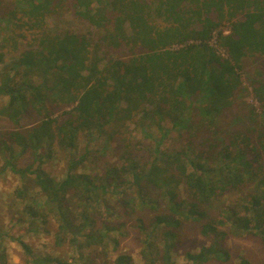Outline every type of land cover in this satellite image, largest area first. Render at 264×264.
Returning <instances> with one entry per match:
<instances>
[{
  "label": "trees",
  "instance_id": "obj_1",
  "mask_svg": "<svg viewBox=\"0 0 264 264\" xmlns=\"http://www.w3.org/2000/svg\"><path fill=\"white\" fill-rule=\"evenodd\" d=\"M66 1L92 33L48 30ZM213 36L226 57L209 44ZM0 65V118L18 129L31 115L39 121L25 133L0 134V175L20 178L21 215L12 220L45 233L54 220V246L72 251L37 257L20 241L33 264H135L119 251L125 216L141 236V264H175L185 222L212 241L184 253L189 264L227 262V235H254L264 249V0H0ZM248 67L256 70L249 77L259 115L248 114L261 120L194 150L198 131L208 141L222 135L219 120L247 92L240 71ZM130 120L150 140L142 154L129 150L120 130ZM173 133L184 137L182 147L170 145ZM112 136L124 142L116 161L79 171L105 155ZM97 142L100 150H90ZM53 145L65 156L60 180L43 168ZM233 191L239 200L210 216ZM5 258L0 241V264ZM236 264L252 263L240 256Z\"/></svg>",
  "mask_w": 264,
  "mask_h": 264
},
{
  "label": "rangeland",
  "instance_id": "obj_2",
  "mask_svg": "<svg viewBox=\"0 0 264 264\" xmlns=\"http://www.w3.org/2000/svg\"><path fill=\"white\" fill-rule=\"evenodd\" d=\"M66 2L67 3L62 6V9L58 10L55 14H50V17L46 22L48 30L53 32L66 30L75 34L92 33L93 29L89 27L85 21L77 19L72 14L70 10V1ZM220 29V31H222L224 34L228 33L227 26L221 27ZM11 30L13 31V29ZM25 41L26 40H24V43ZM209 44L217 50L218 54L224 55H220L221 57H226L225 51L217 44L216 36H213L210 39ZM175 47L181 46L175 45ZM116 55H119V57L122 55V57H127L126 50H119L116 52ZM5 60L9 61V57L6 56ZM1 67L2 65H0V69ZM252 74H256V70L254 71V68L248 67L244 68L243 71H240L242 80L241 86L245 88L247 92L239 91L236 94L237 97L235 99L234 105L225 114H223L222 118L219 120L220 123L218 125L222 130V135L212 136L211 141H208V138H210L211 135L205 131H198L195 138L193 139L194 150H207L208 147H211L210 143L213 146H215L216 143L220 145L221 142H219V139H221V137L227 138L228 136L245 129H252L254 125L257 124V121L259 122L261 120L260 117L250 118L248 114V112L254 108L256 114L259 115V105L251 92L250 79L252 78L249 76ZM1 99L3 100V98ZM55 116H57V114H55ZM38 122V118H36L34 115H31L29 118L20 122L22 123V126L18 129L13 127L4 119L0 118V134L6 133L8 135L10 131L14 130L25 133L28 128L37 125ZM122 124L124 126H122L120 130L122 131L123 136L127 138V142L130 146L129 150L134 153L142 154V147H140V144L144 145V147H147L149 145L148 143H150V140H142L143 134L140 130V127L137 126L136 123L131 122V120L126 123L124 121ZM110 131L111 129H108V132ZM252 136H254V133ZM94 138L95 135L93 136V139ZM88 142V139L85 137L82 138L80 141V147L84 148V145H86ZM99 142L103 145V140L99 139ZM99 142H97V144L95 143V146L90 147V150L96 149V151H99ZM184 142V137L180 138L177 133H173L170 145L172 147H182ZM107 145L109 146V149L105 152L104 156L98 153V155L101 156L100 160L96 159L92 164H88V166L82 168L80 167L79 171L91 173L93 171L100 170V166H97L99 161H110L112 163L115 162L117 159L116 157L123 149L122 147L124 142L120 141L119 138L112 136L111 138L107 139ZM217 148L218 147H215V149ZM52 149V155L43 165V168L52 179L60 180L65 176L67 169L65 156L59 153V149H57L56 145H53ZM93 154L96 153L93 152L92 155ZM24 161H26V159L22 158L20 163L25 165ZM88 162L90 161L88 160ZM19 181V176L10 171H7L4 175H0V229L2 232H4V237L0 238V241H2V246L5 252L6 264H33L30 260L32 256L28 255V253L23 250L20 245V241L24 242L30 247L33 256H54L66 258L72 255V251L68 246H54V233L57 229V224L54 220L50 219L48 221V233H45L39 229L40 227L42 228V225L40 224L36 223V225L32 226L30 230H27L26 223H17L12 220L13 218L17 219L21 215V203L19 204L14 196V191L18 186ZM240 197L241 193L239 191H233L230 194H226L223 198L218 199V201H215L212 206L210 216L217 215L226 202H235L239 200ZM139 213L140 212H137V215H134V217L139 215L142 216V213ZM146 213H148V211L144 212V214ZM121 220L126 223V234L121 236L119 240V251L130 254L135 264H141V236L139 235L138 230L132 226L131 217L125 216ZM211 242V238H206L199 233L198 224L193 222H185L178 232V246L173 253L174 263L189 264L184 258V253L197 251L201 246H208ZM221 246L228 253V261L224 262L212 260L206 262L205 264H236L238 262V257L240 256H244L252 264H264V249L262 243L260 239L254 235H227L221 241ZM119 251L118 253H120ZM115 256L116 255L112 253L109 258L110 261H112Z\"/></svg>",
  "mask_w": 264,
  "mask_h": 264
},
{
  "label": "built area",
  "instance_id": "obj_3",
  "mask_svg": "<svg viewBox=\"0 0 264 264\" xmlns=\"http://www.w3.org/2000/svg\"><path fill=\"white\" fill-rule=\"evenodd\" d=\"M221 56H224L223 54H220Z\"/></svg>",
  "mask_w": 264,
  "mask_h": 264
}]
</instances>
